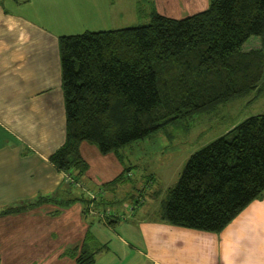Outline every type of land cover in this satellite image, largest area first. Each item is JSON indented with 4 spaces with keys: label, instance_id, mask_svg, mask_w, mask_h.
<instances>
[{
    "label": "trees",
    "instance_id": "1",
    "mask_svg": "<svg viewBox=\"0 0 264 264\" xmlns=\"http://www.w3.org/2000/svg\"><path fill=\"white\" fill-rule=\"evenodd\" d=\"M253 37L260 38L261 47L245 50ZM59 47L66 139L50 160L73 186L89 169L83 142L118 153L173 122L259 91L264 0H210L207 9L183 18L153 10L148 24L61 35ZM263 193L264 113L194 152L156 217L219 232ZM49 197L0 208V217ZM88 208L87 203L86 214ZM119 219L111 216L107 224ZM88 238L70 250L77 264H94L97 253L108 249L106 244L94 249Z\"/></svg>",
    "mask_w": 264,
    "mask_h": 264
},
{
    "label": "crops",
    "instance_id": "2",
    "mask_svg": "<svg viewBox=\"0 0 264 264\" xmlns=\"http://www.w3.org/2000/svg\"><path fill=\"white\" fill-rule=\"evenodd\" d=\"M127 1L0 0V208L50 196L43 205L31 208L34 209L32 213L40 215L42 223L35 224L31 230V254L23 253L22 259L38 260L46 250L54 251L59 245L54 242V231L61 234L65 252L70 238L69 227L53 228L54 219L46 220L47 214L57 210L59 203L63 205L68 201L71 187L66 174L50 160L66 139L67 114L59 37L70 29H64L60 19L67 18V25L73 23L79 27L80 24L83 31L95 30L94 23L100 25L105 19L115 26L113 29L122 28L119 25L123 22L121 17L125 16L127 21L138 12V8L136 12V7L127 6ZM134 1L148 5H139V10H146L149 17L153 10L174 17L203 11L210 4V0ZM106 28L105 25L101 30ZM75 185L83 186L81 183ZM92 192L88 190L89 195ZM95 202L97 196L95 200H88L87 215L103 218L99 219L103 227L96 226L93 240L88 242L94 249L106 244L109 252L106 255L104 251L98 252L101 258H96L94 264L97 261L99 264H264V193L247 204L219 232L175 225L156 217V211L136 215L123 224L117 221L109 225L103 213L109 210L104 206L93 209ZM117 214L113 215L120 218ZM15 221L17 213L0 217L1 225H9L2 231L11 233L10 226ZM89 232L91 227L80 230L73 247L85 242ZM47 233L50 242L43 247L39 237ZM73 260L77 264L76 258Z\"/></svg>",
    "mask_w": 264,
    "mask_h": 264
},
{
    "label": "rangeland",
    "instance_id": "3",
    "mask_svg": "<svg viewBox=\"0 0 264 264\" xmlns=\"http://www.w3.org/2000/svg\"><path fill=\"white\" fill-rule=\"evenodd\" d=\"M125 4L136 7V12L138 8V12L137 15L129 16L127 21L125 16L121 17L123 19L119 24L121 27L139 26L150 22L151 15L147 16L146 10H139V5L145 7L147 4L134 0H128ZM194 13L197 12L178 14L174 17L183 18ZM103 21L105 22L100 25L94 23L92 28L101 30L105 25L108 27L106 29L115 27L106 22L109 19ZM60 23L64 24L62 25L64 29H70L67 34L84 32L80 24L79 27L73 23L67 25L69 23L67 18L60 19ZM260 47L258 37L251 38L244 45L245 50ZM261 86L259 91L255 90L244 97L218 104L213 110L206 109L207 111L199 112L191 119L173 122L143 139L128 143L120 148L118 153L116 151L103 153L95 144L83 142L81 153L89 163L88 172L80 177L83 186H71L68 201H64L63 205L59 203L57 210L47 214L46 218L48 221L49 217L54 219L53 228L62 225L64 229L70 228L68 243L64 241L65 247L68 245V250L65 252V249H62L61 234L54 231V242H59L54 251L46 250L38 260L22 259L24 254L27 256L31 254L30 241L33 239L31 230L42 223L40 215L32 213L34 209L25 210L17 213V221L10 226L11 233L2 231L9 227L8 224L0 223V227H3L0 230V264H19L20 261H22L20 264H57L56 261H60L59 264H75L70 250L79 231L91 227L88 240H93V234L97 230L95 227H103L101 224L103 218L83 212L88 200H95L96 196L97 202L93 209L97 210L104 206L110 211H103L107 219L119 213V224L129 222L136 218V215L138 217L157 212L167 198V189L178 182L187 160L194 152L223 135L230 126L233 127V124L235 126L248 117L264 113V82ZM88 190L93 191L92 195H89ZM41 208L43 211L46 210L42 206ZM21 225L25 228H20ZM74 231L75 233H72ZM49 238L48 233L39 237L43 247L50 242ZM108 252L109 250H105L104 254ZM96 258L99 260L101 256L96 255ZM96 264H99L98 261Z\"/></svg>",
    "mask_w": 264,
    "mask_h": 264
}]
</instances>
